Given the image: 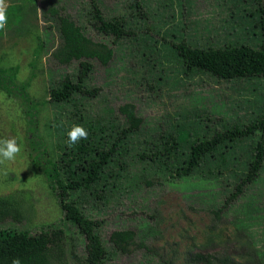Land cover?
<instances>
[{
	"label": "rangeland",
	"instance_id": "obj_1",
	"mask_svg": "<svg viewBox=\"0 0 264 264\" xmlns=\"http://www.w3.org/2000/svg\"><path fill=\"white\" fill-rule=\"evenodd\" d=\"M132 1L99 0L108 18L129 14ZM7 2L8 8L20 3ZM42 2L64 7L88 37L113 47L111 63L107 67L96 63L86 82L88 88L98 89L94 97L76 94L69 103L50 102L51 89L65 76L76 75L78 64L61 67L52 60L58 34L53 22L42 19ZM143 2L148 19L131 18L136 35L116 45L89 27V0H37L39 14L36 18L28 14L29 36H21L18 20L0 34V68L19 67L18 87H11L12 94L0 89V139L15 137L22 149L15 162L0 165V197L17 196L22 219L0 224V229L31 234L61 229L64 264H86L85 237L65 221L59 199L41 171L45 149L57 160L73 126L110 129L123 124L118 108L132 103L144 124L127 143L130 152L120 181L107 185L108 192L101 198L71 195L81 197L87 214L100 225L109 253L105 264H264V169L228 210L216 214L246 173L253 141L230 144L223 151L225 162L211 159L183 179L156 171L138 156L161 135L180 134L192 140L191 133L202 134L213 123L246 124L264 115V78L225 81L203 72L190 73L171 47L179 40L197 46L260 47L256 2ZM41 44L43 49L35 56ZM27 82L23 91L21 86ZM118 230L136 234L135 245L125 254L116 252L110 242Z\"/></svg>",
	"mask_w": 264,
	"mask_h": 264
},
{
	"label": "trees",
	"instance_id": "obj_2",
	"mask_svg": "<svg viewBox=\"0 0 264 264\" xmlns=\"http://www.w3.org/2000/svg\"><path fill=\"white\" fill-rule=\"evenodd\" d=\"M23 1L19 0L20 3L11 4L8 8L7 26L18 20L21 36L27 37L31 34L28 14L36 18L39 11L37 0ZM255 2L263 45L255 47L245 43H227L213 47L192 45L185 40L173 41L171 47L181 59L186 71L207 73L225 81L264 78V5L261 0ZM16 7V12H13ZM128 9L129 14L108 18L99 0H89L86 20L97 34L111 38L112 45H116L136 35L131 28V18L148 19L143 0H133ZM40 14L45 22L54 23L58 34L59 43L52 52V60L61 67L78 64L76 75L65 76L51 89L50 102L69 103L76 94L94 97L98 89L88 88L86 82L96 63L101 67H107L111 63L114 58L113 47L88 37L83 27L64 7L42 2ZM15 16L20 18L16 19ZM1 33L3 31H0ZM42 49L41 44L35 56H38ZM18 71L17 66L0 68L2 91L11 95V87H18ZM28 86V82L24 83L21 89L25 91ZM118 111L124 118L123 124L111 126L110 129L93 128L83 124L88 131V138L71 145L67 135L66 149L57 160L52 159L45 149L46 161L41 171L59 199L65 221L85 237L86 264H105L109 253L99 234V223L87 214L81 197L74 199L71 195L101 198L102 194L108 192L107 185L115 186L120 181V172L125 171L127 167L124 159L130 152L127 143L140 133L144 118L137 113L136 106L132 103L119 106ZM79 119L80 122L83 121L81 115ZM190 135L192 140L184 139L180 134L161 135L158 140L148 144L147 150L138 155L139 159L160 173L183 179L192 177L211 159L225 162L223 151L230 144L253 141L246 162V173L234 185L222 208L216 212L220 214L244 194L245 189L259 178L264 169V115L246 124L213 123L206 126L202 134L196 132ZM35 165L41 167L40 162H35ZM18 200L17 196L0 197V224L21 222ZM63 236L61 229L46 230L37 234L10 228L0 229V264H13L14 259H19L20 264H64L66 251ZM135 237L136 234L132 230H118L111 234L110 242L116 252L125 254L129 247L135 245ZM72 255L75 257L73 252Z\"/></svg>",
	"mask_w": 264,
	"mask_h": 264
},
{
	"label": "clouds",
	"instance_id": "obj_3",
	"mask_svg": "<svg viewBox=\"0 0 264 264\" xmlns=\"http://www.w3.org/2000/svg\"><path fill=\"white\" fill-rule=\"evenodd\" d=\"M8 6L7 0H0V31H4L7 27ZM88 135V131L83 126L76 125L68 132V140L74 145L81 139H87ZM21 151V145L15 137L0 139V165L15 162ZM13 264H20L19 259H14Z\"/></svg>",
	"mask_w": 264,
	"mask_h": 264
}]
</instances>
